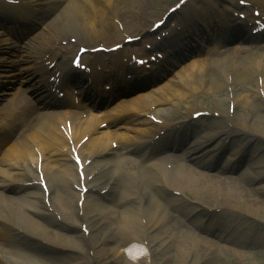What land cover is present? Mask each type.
<instances>
[{"label":"bare ground","instance_id":"bare-ground-1","mask_svg":"<svg viewBox=\"0 0 264 264\" xmlns=\"http://www.w3.org/2000/svg\"><path fill=\"white\" fill-rule=\"evenodd\" d=\"M29 1L21 0V6L29 3ZM251 2L259 5L264 4V0H251ZM61 3L63 6L58 13L52 15V24L44 28L46 34L40 37L41 40L36 45L28 41L22 46L23 51L20 55V61L25 62L32 58L35 62L36 59L52 52L55 49V44L61 38H67V36L76 37V42L68 46L69 50L77 46L78 50L84 42L86 45H90L91 42L96 41L99 37L107 39L105 36L107 35L106 28L109 27V25H106L109 21L107 14L113 11L112 9L117 12L119 11V6H122L126 10L133 7L135 11H141L144 7V3L140 0H61ZM49 13L50 11H42L41 18H44L43 14L49 15ZM109 16L112 18L111 14ZM113 16L118 17L117 15ZM135 16L133 15L132 17V23H136L138 27H144V22L138 21ZM225 17L226 15L223 16V19ZM188 29L193 31L190 27ZM195 34L200 38L203 37L204 32L196 30ZM176 39L178 41L179 37H172L169 42ZM90 47L91 45L87 48L89 49ZM237 58L238 56H234L232 59L233 67L251 68V73H255L253 60L245 62L243 59H246V57L240 58V61H237ZM261 62L264 64V60H261ZM96 64L95 61L89 63L92 66ZM198 65L196 63V66ZM222 65L224 63L219 64V66ZM191 66L192 68H182L183 74L190 79L184 82L182 79L183 75H180L179 79H177L180 80L181 84L185 85L186 94L178 90L184 87L179 85L177 80H174V85L177 89H172L173 84L167 83L164 86H160L161 88L159 89L156 88L157 90H152L143 96L133 97L131 100L123 102L117 105V108L125 107L122 109L123 113L132 109L148 112L152 104L159 105L160 108H158L156 113L160 116L164 113L161 117L167 119L169 114L166 110L169 108H161V106L167 104L166 101L169 99H173L176 96L187 99L197 89L214 92L217 88L225 87L230 81L227 75H224L220 82L214 79L206 80L201 72L199 74L194 73V63ZM197 68L200 69V67ZM199 69H196V71L198 72ZM27 71L29 73L31 71V74L36 72L34 66L28 67ZM241 76H243V69L232 73L233 84ZM233 102L235 107H237L239 97L235 96ZM173 115L175 116V114ZM236 115L237 113L227 116L230 120L233 119V126L225 134V138H220L222 134L212 130L211 126L204 128L202 130L203 134L196 137V141L191 142L192 144L187 148L185 156L194 162H205V165H207V162L214 159V155L215 157L218 156L217 151L220 146L210 149L213 139H218V141H221L220 143L227 139L229 140L227 144H233L232 141L236 140L239 143L244 142L239 148L230 147L231 150L226 154V160L223 163L225 165L224 168L242 159L240 161V165L243 167L241 178L245 179V183H250L251 185L253 183L255 185L253 188L258 190V192L264 193V157H260L258 149L254 148L255 145L260 143H257L256 139L264 140L263 126H261L262 130L260 131L259 126H255L254 122L258 121L261 123L264 118L260 117L250 120L252 117V115L250 117V113L241 116ZM112 116L114 120L116 115L112 114ZM106 118L110 120L111 114L106 115ZM75 119L76 116L71 113H42L35 121L38 123L37 129L33 132L30 129L27 130L24 136L13 142L4 153L3 158L12 163V165L11 163H6V168L14 170L15 173L23 178V181L18 183L22 184L19 187L25 188H21V190L15 188L13 189L15 192L11 195L0 197V264H131L132 262L127 259L122 261L121 257L109 258L107 255L110 252L118 254L120 243L136 241L145 244V240L148 241V247L152 246L150 248V260L149 262L141 260L138 264H157L154 239L156 235L153 236L152 233L157 231L160 225L166 227L165 231L170 234L172 239L178 238L177 233H180L177 228L178 223L171 221L169 225H166L164 219L165 215L169 214L168 212L174 211L173 207L175 204L185 205L186 200L183 201L180 196L172 193L173 191L182 192L181 188L184 187L202 189L205 191L208 201L214 205L210 206L211 208L238 209L237 201L226 199L228 198L227 196L260 203L259 200L251 197L252 191L246 190L248 188L245 183H242L243 187L237 183L228 184L225 182L219 186L215 185L216 183L207 182V185L196 179L190 180V176L186 175V169L195 170V168L185 161L181 162L177 168H174L175 165L172 164L173 168L168 172L169 169H167L166 164L169 160L154 159L155 161H149L146 160V153H144L140 155L141 159L139 160L140 163L143 162L142 168L145 170L135 174L131 173L130 164L126 160L117 164L104 165L103 168L102 166L99 167L96 165V160L93 159V152H98L97 145H100V148L104 147V142L100 140L106 134L93 137L90 142H87L88 145H84L86 155H83V150L80 151V154L84 156V183L88 189L85 194L81 195L80 190H77L79 176L76 172V166L69 158L67 148L60 146L61 144L64 145V139L60 136L57 127V123H62L66 120H71L74 123ZM97 121V116H92L80 123L77 132L73 129L71 135L72 143L78 140L77 136L79 134H90ZM140 123L144 127H137L136 134L138 136H141L140 133L151 132L156 127L147 118H143ZM190 123L191 120H186L183 125L189 126ZM145 125H148V127H145ZM174 129L178 130L176 127L173 128L167 133L165 140L170 141L176 137V135H170ZM254 129L258 130V132L254 131ZM115 136L120 140L132 139L128 134L115 133ZM148 139L143 141V145L148 144ZM76 144L77 142L73 146ZM31 146H36L42 151L41 153L44 154L43 162H39V158ZM245 151H249L247 152L248 154L245 155ZM45 154L53 156V158L46 162ZM207 155H211V157L208 160L206 159V161L203 159L201 161V158H205V156L207 158ZM55 156L59 157L56 158ZM27 157H30V160L35 163V167L38 163H41V172L45 176V186L48 191L47 197L43 188L37 184V173L26 160ZM12 160H14L15 165H13ZM87 160H90V162L86 164ZM50 163H53L56 170L55 174H49L50 170H53L50 169ZM116 166L118 167L117 169H115ZM227 168H230V166ZM174 169L178 171L175 172ZM195 171L200 177L209 176L203 171ZM113 173L116 174V177L112 175ZM182 180H188L187 184L182 186ZM11 182L15 181L11 180ZM0 185L6 186L5 182H0ZM92 190L96 194L98 191L105 190V195L108 199L98 193V204L95 205L93 202L90 204L88 192ZM80 199L83 200V203L81 207H78L77 202ZM130 199H136L135 204L128 202ZM2 200L7 206L8 213L3 206ZM74 200L75 205H73V211L70 212L68 205ZM202 203L204 204L205 202L202 200ZM203 204L193 202L192 211H201ZM116 207L118 211L115 209ZM34 208L37 211H34ZM50 208L51 210H49ZM107 208L110 211L105 212L104 209ZM203 210L208 211L205 208ZM246 210L247 213L259 217L257 206H253L250 209L246 208ZM216 214H223V211L220 210ZM112 227H115L114 230ZM83 228L87 230V233H82L81 229ZM69 229L80 231V236H73L68 232ZM227 229L225 228V230ZM128 232H132L134 237L130 239ZM100 233L104 236L102 242L101 240H96ZM114 233L118 234L116 241ZM157 241L163 245L166 243L167 237L164 232L161 231ZM180 241L182 243L185 242L184 238H181ZM224 241L245 244L242 240H237L233 234L229 235ZM255 243H258V241H254L252 244L255 245ZM208 247L209 245L204 246L205 250H208ZM211 264H215V260ZM220 264H224V262Z\"/></svg>","mask_w":264,"mask_h":264},{"label":"rangeland","instance_id":"rangeland-1","mask_svg":"<svg viewBox=\"0 0 264 264\" xmlns=\"http://www.w3.org/2000/svg\"><path fill=\"white\" fill-rule=\"evenodd\" d=\"M161 1L169 2V3L173 2V0H161ZM206 1L209 2V0H206ZM210 4H212V1ZM156 7L157 6H155V7L151 6V9L146 16L149 20L157 17ZM247 85L250 87L251 85H253V82H249V84H247ZM223 95H226V94L225 93H223L221 95H218V94L204 95L202 93L199 94V96H201L202 98L206 97V100L209 103L214 104L215 106H219L218 109L221 111L226 110L227 105H228V102L226 99L218 100V97H222ZM242 100L243 101H240V103H239L240 108H237V110H238L237 112L239 113V115H241V113L243 114V112L246 113L245 111L247 109L249 111L251 110L249 108L250 105L245 103L244 99H242ZM253 104L255 105V109H254L253 113L251 112L253 114L252 116H254L256 114H259L260 116L264 115V105L258 98H255V101L253 100ZM241 107H245V110H243ZM259 115H256L255 118H257ZM260 125H262V124L258 123V126H260ZM220 177H222V178L227 177L229 179H232L231 177L237 178L238 174L235 172L230 173V174L224 173V174H220ZM237 181H239L241 183H245V181L243 179H238ZM245 186L247 187L250 185H245ZM262 197H263V202L260 201V203H257V202L254 203V202H250L249 200H246V202H243L242 205L244 207L247 206L246 207L247 209L253 208V206H257L258 207L257 213L261 219V220H259V222H261V224L264 226V196H262ZM133 203L135 204V202H133ZM242 216H244V214ZM223 218H225L226 220L229 219L228 216H224ZM171 220L175 221L176 223L179 224L178 219H171ZM230 222H231V223H229L230 225H232L234 223L237 224V226L239 227L238 233L240 235H242V236L245 235L244 233L247 231L248 234H246V236H249L248 240L251 239L254 241H258V243H255V245L252 244L254 242L249 241L248 243H251V244H249L248 246L241 245V244H235L238 248L241 247V250L247 251V253H248L247 258H245V256L237 255L234 252L229 251L225 248H223L222 249L223 251L220 252L218 248H220V246H222V243H218L215 245L209 244L211 246L208 247V250L209 249H212V250L209 252H205L204 246H206V244H203V241H197L196 236L193 235V231L189 227L183 226L179 229H181L182 232L184 233V236H185L187 243L189 245V249L186 251H179L177 249H173L172 254H173L174 259L172 261H167L165 263L162 262V264H180L182 256H186L187 259L192 256V252H191L192 250H194L196 252L195 259L200 258L199 260L201 261V264H203V263L211 264L212 261L214 262V260H215V264H220L221 262H224V264H264V228H262L260 231H255V233L253 234L254 229L252 227H245L246 223H244V222L241 223V221L237 220L236 218H234ZM165 224L168 225L167 222H165ZM255 224H257V223H255ZM181 235H182V233H181ZM242 236H241V238H242ZM100 239H101V237H100ZM172 243H174L175 245H179V246L183 245L182 242L177 241V240H173ZM195 259L191 260L190 262L196 263L197 261ZM187 262H189V259L187 260Z\"/></svg>","mask_w":264,"mask_h":264}]
</instances>
